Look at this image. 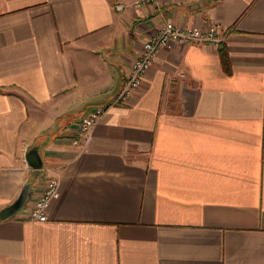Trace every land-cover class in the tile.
<instances>
[{
	"label": "crops",
	"instance_id": "crops-1",
	"mask_svg": "<svg viewBox=\"0 0 264 264\" xmlns=\"http://www.w3.org/2000/svg\"><path fill=\"white\" fill-rule=\"evenodd\" d=\"M137 1L0 0V209L34 187L0 221V264H264V0ZM167 20L222 28L228 69L219 45H163L71 143ZM48 168L60 196L28 219Z\"/></svg>",
	"mask_w": 264,
	"mask_h": 264
},
{
	"label": "built area",
	"instance_id": "built-area-1",
	"mask_svg": "<svg viewBox=\"0 0 264 264\" xmlns=\"http://www.w3.org/2000/svg\"><path fill=\"white\" fill-rule=\"evenodd\" d=\"M162 1L142 0L135 2V5L139 6L148 2L160 4ZM114 6L116 9H124L126 4L124 2H117ZM225 38L226 32L217 24L212 23L206 27H183L171 20L163 22L155 33L145 38L142 42L140 51L131 64L123 86L112 103H100L84 115L77 126L70 129L68 134L70 142L75 145L84 146L88 143L95 127L111 106L113 104H124L129 101L134 90L141 85L144 76L151 68L159 49L163 45H167L173 41L179 43L202 42L219 45ZM47 170L50 172V176L47 178L45 186L41 190L39 197L35 199L32 206L24 214V217L28 219L45 221L48 217L47 211L51 202L60 196L59 174L54 169L48 168Z\"/></svg>",
	"mask_w": 264,
	"mask_h": 264
},
{
	"label": "water",
	"instance_id": "water-1",
	"mask_svg": "<svg viewBox=\"0 0 264 264\" xmlns=\"http://www.w3.org/2000/svg\"><path fill=\"white\" fill-rule=\"evenodd\" d=\"M25 159L30 167L33 169H42L44 165V158L42 152L40 150L39 145L35 144L29 147L25 152ZM32 180H28L18 197L12 201L10 204L2 207L0 209V221L7 217L14 215L17 211H19L27 202L30 190L32 187Z\"/></svg>",
	"mask_w": 264,
	"mask_h": 264
},
{
	"label": "trees",
	"instance_id": "trees-1",
	"mask_svg": "<svg viewBox=\"0 0 264 264\" xmlns=\"http://www.w3.org/2000/svg\"><path fill=\"white\" fill-rule=\"evenodd\" d=\"M219 52L222 58L223 65L226 69H228L229 66V57L227 54L226 46L223 43L219 44Z\"/></svg>",
	"mask_w": 264,
	"mask_h": 264
},
{
	"label": "rangeland",
	"instance_id": "rangeland-1",
	"mask_svg": "<svg viewBox=\"0 0 264 264\" xmlns=\"http://www.w3.org/2000/svg\"><path fill=\"white\" fill-rule=\"evenodd\" d=\"M33 186H35V183L33 184ZM32 188H34V187H32ZM30 200V198H28V201Z\"/></svg>",
	"mask_w": 264,
	"mask_h": 264
}]
</instances>
